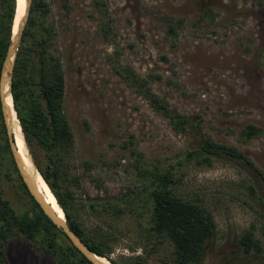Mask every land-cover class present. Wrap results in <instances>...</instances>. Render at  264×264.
I'll return each mask as SVG.
<instances>
[{"label": "rangeland", "instance_id": "1", "mask_svg": "<svg viewBox=\"0 0 264 264\" xmlns=\"http://www.w3.org/2000/svg\"><path fill=\"white\" fill-rule=\"evenodd\" d=\"M40 1L50 11L51 50L64 72L75 144L62 186L76 203L147 186L138 170H173L182 175L177 192L201 198L214 220L202 264H264V0ZM146 90L190 124L176 131ZM248 126L261 133L246 138ZM2 134L0 190L21 216L32 205L2 154ZM204 139L235 148L260 173L235 159L215 158L210 167L188 161ZM136 227L130 216L106 230L114 239L111 260L143 256L145 264H174L167 241L149 251ZM249 231L263 249L245 255L240 239ZM6 258L55 264L40 239L22 236L7 244Z\"/></svg>", "mask_w": 264, "mask_h": 264}, {"label": "trees", "instance_id": "2", "mask_svg": "<svg viewBox=\"0 0 264 264\" xmlns=\"http://www.w3.org/2000/svg\"><path fill=\"white\" fill-rule=\"evenodd\" d=\"M16 4L17 0H0V76L14 28ZM49 12L44 2L32 0L12 70L11 95L24 141L39 174L62 209L68 227L91 252L111 264H117L110 258L114 239L106 230H111L112 223L131 216L138 223V234L145 233L142 239L150 243L149 251L158 249L161 242L167 241L172 248L174 264H202L206 247L215 235V224L201 198H187L177 192L182 175L177 177L173 170L136 169L140 180L148 181L147 186L128 189L114 197H95L87 203H76L73 193L62 186L68 177L64 160L74 149L75 140L64 111L62 63L51 50L55 27L48 20ZM143 95L153 109L174 121L176 131H183L184 126L190 124L188 119L172 115L149 90ZM0 127L4 136L2 154L8 155L11 168L32 205L29 211L19 216L0 190V264H9L6 246L15 236H22L27 241L40 239L55 264H92L44 215L25 187L6 138L1 108ZM244 133L249 139L261 132L254 126H248ZM215 158L243 161L260 173L244 154L210 139H204L199 149L187 154L188 161L194 160L198 167H210ZM144 218L146 224L141 222ZM240 241L245 255L259 253L263 249L251 231L242 235ZM122 260L123 264H145L143 256Z\"/></svg>", "mask_w": 264, "mask_h": 264}, {"label": "water", "instance_id": "3", "mask_svg": "<svg viewBox=\"0 0 264 264\" xmlns=\"http://www.w3.org/2000/svg\"><path fill=\"white\" fill-rule=\"evenodd\" d=\"M32 0H26V5H25V10L24 14L21 20L20 25L18 26L15 34L13 33L12 30V36L10 39V43L7 49V53L2 65V71H1V76H0V108H1V113H2V118H3V123L5 126L6 130V135L8 138L9 146H10V151L13 157V160L15 162L16 168L18 170V173L27 188L28 192L34 199V201L39 205L40 209L44 213L45 216H47L50 221L57 227L59 228L69 239V241L72 243V245L92 264H102L98 260V256L95 255L93 252H91L88 247L80 240V238L68 227L65 221L61 220L59 216L52 210L51 206H49L44 198V196L39 192L37 189L35 183L31 179V177L25 172L23 165L21 163V160L18 156V151L16 150L15 147V137L13 135V130H12V120H11V110L8 108L6 104V99L7 96L9 95L12 98L11 95V88H12V70L16 58V53L18 51L20 39L22 36V33L24 31V28L26 26L28 17H29V10L31 7ZM7 86V88H6ZM12 105H13V100H12ZM13 110L15 112L16 118L17 114L14 109L13 105ZM18 120V118H17ZM19 122V120H18ZM20 124V123H19ZM21 127V126H20ZM22 130V129H21ZM23 134V133H22ZM24 139V137H23ZM25 142V141H24ZM36 168V167H35ZM37 170V168H36ZM38 172V170H37Z\"/></svg>", "mask_w": 264, "mask_h": 264}, {"label": "bare ground", "instance_id": "4", "mask_svg": "<svg viewBox=\"0 0 264 264\" xmlns=\"http://www.w3.org/2000/svg\"><path fill=\"white\" fill-rule=\"evenodd\" d=\"M25 3H26V0L24 3H21V0H17L16 16L14 19V28H13L14 34H15L18 26L21 23V20H22L23 14H24V10H25V5H26ZM6 88H7V86H6ZM6 104H7L8 108L11 110V116L10 117L12 120L13 135L15 137V147H16V150L18 151V156L21 160V163L23 165L25 172L31 177V179L35 183L37 189L39 190V192L44 196L47 204L49 206H51L52 210H54V212L59 216V218L61 220L65 221V216H64L62 209L57 204L54 195L51 193V191L48 188V186L46 185L45 181L43 180V178L41 177L39 172H37L34 164L32 163L31 159L29 158V155L27 153V149L25 146V142L23 139L21 127H20V124L16 118L15 112L13 110L12 98L9 95L7 96ZM97 258L102 264H111L105 258H100V257H97Z\"/></svg>", "mask_w": 264, "mask_h": 264}, {"label": "snow or ice", "instance_id": "5", "mask_svg": "<svg viewBox=\"0 0 264 264\" xmlns=\"http://www.w3.org/2000/svg\"><path fill=\"white\" fill-rule=\"evenodd\" d=\"M25 2V0H21V3H24ZM23 14V13H22Z\"/></svg>", "mask_w": 264, "mask_h": 264}]
</instances>
